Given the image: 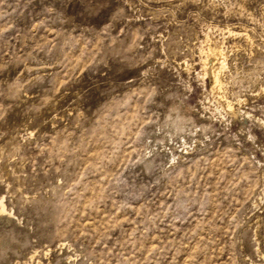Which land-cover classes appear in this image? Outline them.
<instances>
[{
	"label": "rangeland",
	"instance_id": "374dc122",
	"mask_svg": "<svg viewBox=\"0 0 264 264\" xmlns=\"http://www.w3.org/2000/svg\"><path fill=\"white\" fill-rule=\"evenodd\" d=\"M0 206V264H264V0H0Z\"/></svg>",
	"mask_w": 264,
	"mask_h": 264
},
{
	"label": "bare ground",
	"instance_id": "6f19581e",
	"mask_svg": "<svg viewBox=\"0 0 264 264\" xmlns=\"http://www.w3.org/2000/svg\"><path fill=\"white\" fill-rule=\"evenodd\" d=\"M227 51H228L227 49L223 50L221 46L216 45L214 49H209V51L206 53L207 56L205 57L206 60H204L205 61L204 69L207 74H212L213 76L212 90L220 89L221 86L220 75L222 73V70L224 69V65L218 63V60L219 58L225 59ZM4 214H5V210L2 206H0V217Z\"/></svg>",
	"mask_w": 264,
	"mask_h": 264
}]
</instances>
